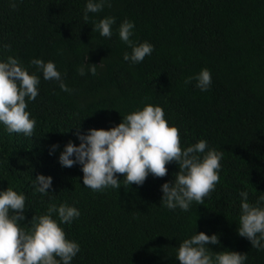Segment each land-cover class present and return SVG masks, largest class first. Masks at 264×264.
Here are the masks:
<instances>
[{
  "label": "trees",
  "instance_id": "16d2710c",
  "mask_svg": "<svg viewBox=\"0 0 264 264\" xmlns=\"http://www.w3.org/2000/svg\"><path fill=\"white\" fill-rule=\"evenodd\" d=\"M85 4L0 0V59L19 57L30 72L32 58L52 60L73 89L64 92L37 73L39 95L26 109L36 119L33 135L9 133L0 124V189L24 193L21 225L45 213L52 198L81 212L61 225L80 244L71 264H180L175 249L195 230L218 234L214 251H238L248 256L246 264H264V253L236 231L240 191L247 190L252 203L264 195V0H111V7L89 12L87 21ZM107 15L116 18L110 38L92 30ZM126 18L135 23L134 40L154 45L138 64L123 60L131 49L117 29ZM5 43L11 47L4 49ZM84 63L97 64V74L79 75ZM204 67L212 75L207 91L194 79L185 84ZM149 103L178 127L182 147L204 139L223 153L215 190L188 211L160 203L161 185L179 171L174 161L164 177L149 174L139 186L121 180L119 189L103 191L83 185L80 165L58 162L66 143H80L76 127L108 129ZM37 174L52 176V193L34 190Z\"/></svg>",
  "mask_w": 264,
  "mask_h": 264
},
{
  "label": "clouds",
  "instance_id": "9594fccd",
  "mask_svg": "<svg viewBox=\"0 0 264 264\" xmlns=\"http://www.w3.org/2000/svg\"><path fill=\"white\" fill-rule=\"evenodd\" d=\"M12 7L16 4L12 3ZM111 7V0H86L83 19L88 13L101 12ZM114 16H104L92 25L102 37L113 35ZM135 23L124 19L118 26L119 39L131 52L123 53V60L138 64L150 56L154 45L148 41L133 39ZM9 49L10 44L2 45ZM87 57L85 58V60ZM29 71L19 57L12 55L0 59V124L9 133L33 135L36 119L31 116L28 102L39 95L41 73L44 80L57 82L59 88L71 94L73 89L64 81L62 73L52 60L32 58ZM97 64L84 63L77 68L79 75L97 74ZM200 91H207L212 75L207 67L185 78V84L192 80ZM79 144L71 140L60 151L58 162L63 167L78 164L83 172V185L93 191L106 188L119 189L132 183L142 185L149 174L164 177L168 173L166 164L176 162L179 171L174 180L161 185V202L170 210L179 208L188 211L193 202L203 204L206 197L215 190L220 180L223 153L208 146L204 139L194 144L181 146L178 127L170 125L164 110L159 105L145 104L122 117L120 123L108 129L89 128L74 133ZM58 147L53 144L51 149ZM49 154H53L50 150ZM117 174H124L119 179ZM52 176L37 174L33 181L34 190L47 195L52 188ZM248 191H240V214L237 234L245 238L257 253H264V195L255 203L249 201ZM26 197L11 187L0 189V264H71L80 244L66 236L65 223L71 224L81 215L74 204L56 203L50 198L43 214L33 215L26 228L20 222L25 220ZM218 234H206L195 230L183 239L175 249V258L180 264H246L247 255L238 251H214L210 245L219 246Z\"/></svg>",
  "mask_w": 264,
  "mask_h": 264
}]
</instances>
